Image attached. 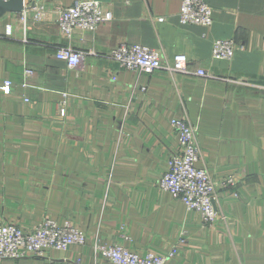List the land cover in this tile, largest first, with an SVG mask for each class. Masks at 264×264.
<instances>
[{"label":"crops","instance_id":"1","mask_svg":"<svg viewBox=\"0 0 264 264\" xmlns=\"http://www.w3.org/2000/svg\"><path fill=\"white\" fill-rule=\"evenodd\" d=\"M76 1L24 0L0 17V223L52 219L86 242L0 264H111L97 243L175 246L164 264H264V0H206L210 27L182 24L180 0H96L111 18L67 38L58 11ZM217 39L235 43L230 61L212 58ZM123 43L157 50L163 67L120 68L110 53ZM61 48L83 52L81 67ZM178 54L186 72L168 68ZM172 119L196 128V166L218 185L211 227L158 187L178 149Z\"/></svg>","mask_w":264,"mask_h":264},{"label":"built area","instance_id":"2","mask_svg":"<svg viewBox=\"0 0 264 264\" xmlns=\"http://www.w3.org/2000/svg\"><path fill=\"white\" fill-rule=\"evenodd\" d=\"M211 13V7L206 0H180L178 16L182 24L210 27ZM110 18V13L104 11L96 0H78L58 11L59 28L67 38L75 31H94ZM234 50L233 40L217 39L212 42L211 56L215 60L230 61ZM83 55V52L72 48H61L55 53L57 59L65 61L69 68L76 69L81 67ZM110 57L120 68L138 70L146 74H152L163 67L159 52L141 44H120L111 50ZM187 64V58L178 54L174 56L171 67H167L177 72H186ZM26 74L30 75L31 72L27 71ZM196 74L205 76L206 72L197 69ZM112 78L114 79V76ZM11 85L10 80L4 81L3 91L9 93ZM63 96L66 97V94ZM65 105V98L58 103V113L61 117L65 115ZM171 126L177 136L178 149L169 158L168 169L160 178L158 187L169 193L172 198L183 202L187 210L197 211L202 225L211 227L219 219L215 208L218 185L204 168L196 166L201 158L196 128L182 119H172ZM227 183L229 184L230 180ZM85 242L86 235L81 229L70 224L60 225L52 219H43L30 231H24L14 224L0 223V260L40 257L46 250L66 251L71 245H84ZM178 242H184L182 235ZM94 248L98 255L109 260L111 264H164L177 253L175 246L164 256L150 252L141 256L119 243H97ZM79 263L80 259H76L71 264Z\"/></svg>","mask_w":264,"mask_h":264},{"label":"water","instance_id":"3","mask_svg":"<svg viewBox=\"0 0 264 264\" xmlns=\"http://www.w3.org/2000/svg\"><path fill=\"white\" fill-rule=\"evenodd\" d=\"M24 9V0H0V17L6 13H19Z\"/></svg>","mask_w":264,"mask_h":264}]
</instances>
